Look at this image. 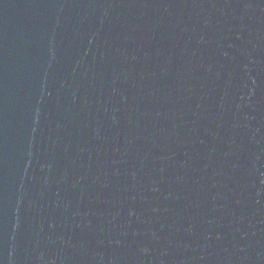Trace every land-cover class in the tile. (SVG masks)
I'll return each mask as SVG.
<instances>
[{"label": "water", "instance_id": "95a60500", "mask_svg": "<svg viewBox=\"0 0 264 264\" xmlns=\"http://www.w3.org/2000/svg\"><path fill=\"white\" fill-rule=\"evenodd\" d=\"M0 264H264V0H0Z\"/></svg>", "mask_w": 264, "mask_h": 264}]
</instances>
